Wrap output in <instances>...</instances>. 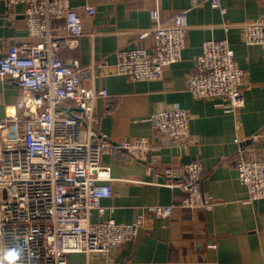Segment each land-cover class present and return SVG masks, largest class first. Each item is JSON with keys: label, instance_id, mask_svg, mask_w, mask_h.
Masks as SVG:
<instances>
[{"label": "built area", "instance_id": "1", "mask_svg": "<svg viewBox=\"0 0 264 264\" xmlns=\"http://www.w3.org/2000/svg\"><path fill=\"white\" fill-rule=\"evenodd\" d=\"M208 2L224 14L221 0ZM3 5L5 16L17 5L25 6L27 34L0 56V80L13 81L20 91L13 111L0 119V264H70L71 253L112 255L150 230L152 220L170 218L176 205H149L131 223L113 218L92 222L94 211L106 212L101 201L111 195L113 178L102 157L144 162L158 149L144 137L114 143L99 135L95 103L107 98L108 92L95 86L94 70L106 61L84 69L76 59L61 57L62 49L76 48L83 35V19L70 0H3ZM85 11L95 13L92 5ZM150 16L153 26L138 33L137 39L151 37L152 50L117 51L116 75L130 81L160 80L166 67L182 59L187 46L186 11L166 24L157 8ZM59 19L65 35L51 26ZM238 28L245 44L264 48V15ZM245 87V73L227 40H205L188 75L187 92L194 99H220L235 112L244 106ZM150 120L157 134L176 143L189 139L190 116L184 109L165 106ZM246 140H234L237 176L246 188V201L253 202L264 199V153L246 157ZM249 140L264 142V127ZM203 171L201 161L163 169L169 186L184 193L178 207L213 209L215 201L202 188Z\"/></svg>", "mask_w": 264, "mask_h": 264}, {"label": "crops", "instance_id": "2", "mask_svg": "<svg viewBox=\"0 0 264 264\" xmlns=\"http://www.w3.org/2000/svg\"><path fill=\"white\" fill-rule=\"evenodd\" d=\"M196 2L70 0L83 19V35L76 48H63L61 57L76 59L84 69L95 61H106L94 70L95 86L108 92L107 98L95 103L99 135L114 143L144 137L158 149L144 162L102 157L113 178L111 195L101 201L106 212L100 215L94 211L91 221L113 218L131 223L149 205H176L170 218L152 220L150 230L114 254L71 253L70 264H264V199L246 201V188L239 183L235 169L238 145L234 142L237 137L249 140L264 127V48L245 44L238 28L264 15V0H221L223 15L211 8L208 0ZM89 5L95 9L93 15L86 14ZM153 8L159 10L165 24L186 11L187 46L182 59L166 67L160 80L130 81L114 73L116 52L152 50L151 37L138 40L137 35L153 26ZM24 10V5H17L5 16L0 0V56L10 44L24 40ZM224 25H229L228 30ZM51 26L57 34L65 35L63 20H52ZM209 39H226L245 73L244 106L238 111H230L220 99H194L187 92L188 75L195 69L202 43ZM19 95L13 81L0 80V119L13 111ZM165 106L179 107L190 116L187 141L176 143L155 131L150 118ZM253 146L245 145L248 155ZM254 153H264V144L255 146ZM192 161L204 165L202 188L216 202L211 211L178 207L184 193L176 185L169 186L162 174L169 165Z\"/></svg>", "mask_w": 264, "mask_h": 264}, {"label": "rangeland", "instance_id": "3", "mask_svg": "<svg viewBox=\"0 0 264 264\" xmlns=\"http://www.w3.org/2000/svg\"><path fill=\"white\" fill-rule=\"evenodd\" d=\"M255 134H256V133H254L253 135H255ZM253 135H251V136H253ZM251 136H250V137H251ZM250 137H249V138H250ZM241 139H242V138H241ZM246 142H247V141H246ZM261 143L264 144V142H262L261 140H253V141L251 140V143H250V144L254 145L253 147H254V149H255V146L258 147L259 145H261ZM246 144H247V143H245V145H246ZM254 149L252 148V149L249 151V152L252 153V154L248 155L249 153H248V154L246 153L245 156H246V157H258V158H259V157L263 154V153H262V154H260V153H259V154L254 153ZM251 151H252V152H251ZM245 152H246V151H245ZM237 160H238V158H237V153H236V157H235V169H236V172H237V167H236ZM237 178H238V176H237ZM238 181H239V180H238ZM239 183H240V182H239ZM240 184H241V183H240ZM241 185H242V184H241ZM243 186H244V185H243ZM213 200H214V199H213ZM214 201H215V200H214ZM215 203H216V202H215ZM214 206H215V205H214Z\"/></svg>", "mask_w": 264, "mask_h": 264}, {"label": "clouds", "instance_id": "4", "mask_svg": "<svg viewBox=\"0 0 264 264\" xmlns=\"http://www.w3.org/2000/svg\"><path fill=\"white\" fill-rule=\"evenodd\" d=\"M15 259H16L15 254H12V256H11V260H15Z\"/></svg>", "mask_w": 264, "mask_h": 264}, {"label": "water", "instance_id": "5", "mask_svg": "<svg viewBox=\"0 0 264 264\" xmlns=\"http://www.w3.org/2000/svg\"><path fill=\"white\" fill-rule=\"evenodd\" d=\"M246 143H251V140H248Z\"/></svg>", "mask_w": 264, "mask_h": 264}]
</instances>
